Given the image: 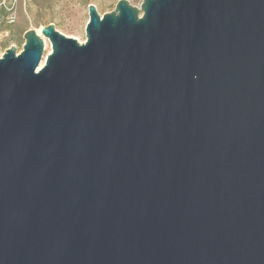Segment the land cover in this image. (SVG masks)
I'll return each instance as SVG.
<instances>
[{"label":"water","instance_id":"obj_1","mask_svg":"<svg viewBox=\"0 0 264 264\" xmlns=\"http://www.w3.org/2000/svg\"><path fill=\"white\" fill-rule=\"evenodd\" d=\"M88 9L0 57V264H264V0Z\"/></svg>","mask_w":264,"mask_h":264},{"label":"rangeland","instance_id":"obj_2","mask_svg":"<svg viewBox=\"0 0 264 264\" xmlns=\"http://www.w3.org/2000/svg\"><path fill=\"white\" fill-rule=\"evenodd\" d=\"M119 0H0L6 14L0 12V57L6 49L14 46L19 53L25 43L24 34L53 23L67 36L83 43L87 40L86 26L89 21V5H96L103 15L115 10ZM143 0H129L137 7ZM41 34V33H40ZM44 58L51 51V43L46 39Z\"/></svg>","mask_w":264,"mask_h":264},{"label":"trees","instance_id":"obj_3","mask_svg":"<svg viewBox=\"0 0 264 264\" xmlns=\"http://www.w3.org/2000/svg\"><path fill=\"white\" fill-rule=\"evenodd\" d=\"M0 12H3L4 14L7 13L4 7H0Z\"/></svg>","mask_w":264,"mask_h":264},{"label":"bare ground","instance_id":"obj_4","mask_svg":"<svg viewBox=\"0 0 264 264\" xmlns=\"http://www.w3.org/2000/svg\"><path fill=\"white\" fill-rule=\"evenodd\" d=\"M38 33L40 34L41 30H38ZM43 64H44V61L41 62L40 67L43 66Z\"/></svg>","mask_w":264,"mask_h":264}]
</instances>
